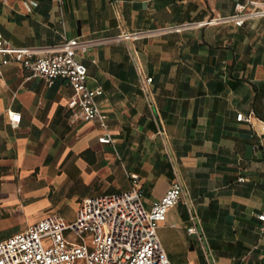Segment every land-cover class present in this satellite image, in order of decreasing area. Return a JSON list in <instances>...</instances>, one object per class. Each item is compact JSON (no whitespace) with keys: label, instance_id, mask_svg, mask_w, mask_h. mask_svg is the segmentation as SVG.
<instances>
[{"label":"crops","instance_id":"1","mask_svg":"<svg viewBox=\"0 0 264 264\" xmlns=\"http://www.w3.org/2000/svg\"><path fill=\"white\" fill-rule=\"evenodd\" d=\"M246 1L0 0V36L14 48L108 38L75 56L102 90L105 129L71 119L65 79L48 86L0 64V240L48 213L69 222L83 198L125 191L136 176L145 207L173 180L183 187L156 229L170 264H264L262 155L251 150L264 138V17L205 23ZM133 32L152 33L111 39ZM106 133L112 144L97 141Z\"/></svg>","mask_w":264,"mask_h":264},{"label":"built area","instance_id":"2","mask_svg":"<svg viewBox=\"0 0 264 264\" xmlns=\"http://www.w3.org/2000/svg\"><path fill=\"white\" fill-rule=\"evenodd\" d=\"M246 4L251 9L245 10V3L235 2L230 15L211 18L205 23L231 22L240 26L244 20L264 17V2L247 0ZM35 5L33 1L23 2L27 12ZM171 28H159L153 32ZM144 33L133 32L111 39L136 38ZM107 40L70 38L57 44L50 52L37 54L28 48H14L0 36V54L10 55V59L4 58L0 64L11 61L25 70L28 77L43 78L48 86L55 78L65 79L72 91L67 101L71 119L95 120L100 128L105 129L106 114L96 103L102 90L99 86H87L86 67L75 56ZM150 81L151 77L143 79L140 85L142 92L145 93ZM7 117L11 125L19 121L16 112L7 111ZM249 119L241 113L235 115L237 121L249 122ZM97 141L112 144L107 133L99 136ZM251 150L262 155L260 169L264 183V138L251 145ZM182 193L181 183L173 180L157 200L145 207L136 176H132V185L125 191L83 198L69 222L59 214L48 213L28 224L24 230L0 240V264H170L158 241L156 229L164 222L167 210L183 199ZM188 214L191 224L186 227V232L197 234L194 217L189 210ZM256 218L258 231L262 233L264 214ZM207 264L212 262L207 261Z\"/></svg>","mask_w":264,"mask_h":264},{"label":"rangeland","instance_id":"3","mask_svg":"<svg viewBox=\"0 0 264 264\" xmlns=\"http://www.w3.org/2000/svg\"><path fill=\"white\" fill-rule=\"evenodd\" d=\"M13 231H15V230H13ZM12 232V231H11ZM11 232H8V233H11Z\"/></svg>","mask_w":264,"mask_h":264}]
</instances>
